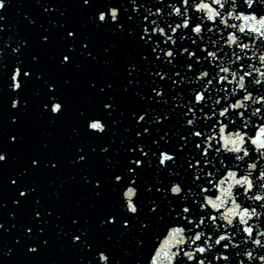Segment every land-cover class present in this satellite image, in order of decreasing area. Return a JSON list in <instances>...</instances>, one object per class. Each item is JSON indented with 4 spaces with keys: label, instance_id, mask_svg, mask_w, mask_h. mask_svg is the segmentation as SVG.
Wrapping results in <instances>:
<instances>
[{
    "label": "snow or ice",
    "instance_id": "1",
    "mask_svg": "<svg viewBox=\"0 0 264 264\" xmlns=\"http://www.w3.org/2000/svg\"><path fill=\"white\" fill-rule=\"evenodd\" d=\"M11 4L0 0V32L18 31L5 22ZM76 6L87 14L80 26L67 6L41 4L44 13L56 11L60 18L50 19L51 27L39 25V50L30 60L23 52L31 37H16V59L0 86V92L9 90L8 144L25 141L32 94L40 97V117L55 124L69 111L76 77L97 64L112 68L116 43L98 50L93 34L83 30L88 24L120 36L130 47L121 83L87 76L85 90L99 106L78 109L83 127H73L72 135L81 139L67 160L83 173L80 181L94 200L103 201L109 189L116 196L97 217L104 239L135 232V264H264V0H77ZM23 19L37 27L30 13ZM53 45L54 69L68 73L62 83L54 71L39 70L42 53ZM7 68L0 63V71ZM125 116L127 135L113 147L115 126ZM59 155L33 153L27 166L12 173L11 184L18 185L12 204L17 211L30 205L31 212L13 246L0 248V258L11 256L16 245L25 256L48 247L47 226L61 213L44 202L35 180L25 178L62 167ZM100 157L105 170L92 171ZM9 158V148H0V163ZM16 214L9 213L13 219ZM70 224L67 231L58 225L57 238L70 237L71 247L90 252L85 264H121L79 215ZM0 230L10 231L2 222Z\"/></svg>",
    "mask_w": 264,
    "mask_h": 264
},
{
    "label": "water",
    "instance_id": "2",
    "mask_svg": "<svg viewBox=\"0 0 264 264\" xmlns=\"http://www.w3.org/2000/svg\"><path fill=\"white\" fill-rule=\"evenodd\" d=\"M53 2L64 10L67 6V12L71 21L80 26L87 20V14L81 12L76 6L77 0H48ZM45 0H12L11 7L7 9L6 23L18 26L16 28H7L4 32H0V48H4V55L0 57V63L8 66L7 72L0 71V86H3L10 74L11 65L16 59L11 49L18 42L17 36L29 35L31 37L30 47L23 52V57L30 60L31 54L38 49V31L39 25L51 27L50 19L60 18L56 11L44 13L41 4ZM28 12L37 19L36 28H32L23 19V13ZM231 23H239L238 21H230ZM55 30V29H53ZM86 32L93 34V40L97 45V49L103 47L109 42H115L117 45V59L111 69H105L102 64L95 65L90 73H84L74 79V84L71 89L69 100L70 107L68 113L55 124L50 123L47 117H40V97L33 95V107L31 114L23 124L25 133V141L23 144L11 146L7 142V134L11 129L8 127V97L9 91L6 87L3 92H0V148H9L11 158L6 164L0 163V222L9 228V232L0 230V248L12 247L15 243V237L22 234L20 224L27 221L30 215V205L17 211L12 204V199L17 195L15 189L18 185L11 184V176L13 172H19L23 167L30 163V157L33 153H43L45 156L49 154L55 155L59 153V158L62 160V167L49 171L44 169L42 172L26 177L25 182L31 183L35 180L38 185V191L43 196L44 202L53 206L56 211L61 213V217H53L48 224L45 237L49 239V245L39 255L25 256L21 251V245H16V250L9 257L0 258V264H85L87 258H90L91 253L88 251L80 252L71 247L70 237L60 236L58 239V225L63 224L65 231L69 227H74L70 224V217L79 215L81 222L85 223L92 231V234L100 243L108 248L112 255L121 261V264H135L139 253L136 248L135 232L126 233L121 236L118 232L112 233V240L104 239L103 232L97 227V217L102 210L108 205L115 203L116 196L110 189L106 190L103 201L94 200L93 193L90 187H84L80 181V176L83 174L77 168H73L67 164V160L71 156L72 146L80 141L81 138L72 135L73 127L82 129V122L78 119L77 112L81 107H87L89 111H93L99 106L98 99L93 97L85 90L84 81L89 74L101 76L113 80L115 85L121 83L123 75L122 60L130 54V47L127 41L110 32L96 31L91 24L83 29ZM12 37L7 45L4 40ZM58 45L50 46L41 56V64L39 70H51L55 72L57 79L62 83L63 77L68 73L54 69V63L49 59L57 51ZM114 85V91H116ZM39 87V83L35 85ZM134 101H128L123 106L131 107ZM127 124L126 116L122 118L119 125L115 126L116 143L113 147L119 146L120 139H124L127 134L124 133V126ZM44 135H41V133ZM47 141V147H44V142ZM116 156V154H113ZM119 158V157H117ZM106 162L102 157L92 161V171L103 172ZM87 171V169H85ZM151 172L145 173V179L151 178ZM75 179H65L70 177ZM61 181H64L61 187ZM19 184V182H18ZM79 201V204L76 202ZM91 205V206H90ZM16 211V218L13 219L9 213ZM16 227L12 228L11 225ZM34 235H36L34 230ZM31 242V241H29ZM124 249H128V254L124 253Z\"/></svg>",
    "mask_w": 264,
    "mask_h": 264
}]
</instances>
